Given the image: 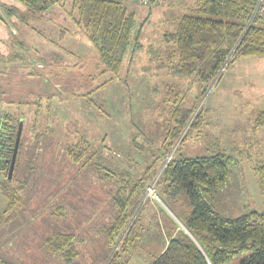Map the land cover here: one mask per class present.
Returning <instances> with one entry per match:
<instances>
[{"label": "trees", "instance_id": "1", "mask_svg": "<svg viewBox=\"0 0 264 264\" xmlns=\"http://www.w3.org/2000/svg\"><path fill=\"white\" fill-rule=\"evenodd\" d=\"M17 1L23 9L3 5V11L7 18L13 22L16 18L26 27L41 22L47 15H57L59 9H67L70 4L69 19L96 49L97 63L102 67L88 76L91 91L72 95L86 98L92 107L104 113L92 94L104 87L105 82L92 89L93 81L109 73L113 75L110 80L119 77L128 54L143 48L140 38L144 26H138L135 12L118 0ZM257 2L195 0L194 7L178 22L176 31L166 35L164 45L145 50L151 71L166 73L174 82L166 93V105L170 108L163 142L158 148L148 144L147 150L135 145L149 157L141 170H133L134 165L130 169L123 167V162L116 161L105 137L97 144L82 136L65 151L69 160L67 177L64 170L55 171L53 165L57 164L44 158L47 148L51 150L54 145L53 137L41 131L39 124L42 114H50L52 102L61 94L49 79H45L49 84L41 87L42 75L34 68L27 75L30 77H21V93L16 91V85L8 82L11 79L3 83V77L0 104L7 109L4 107L0 119V192L8 200V206L0 218V230L15 223L18 217L24 218L21 223L32 224L22 214L23 209L31 195L49 183L55 190L45 198L40 197L41 202H35L31 210L35 220L41 217L47 221L41 241L36 242L37 250L43 255L39 264H130L153 234L164 241L160 245L155 243L161 248H157L150 264H227L245 253L249 256L239 264H264V210L258 211L248 202L243 203L241 194L228 196V190L236 183L244 191L241 179L237 182L233 179L234 167L238 166L236 157L225 151L192 158L177 159L175 153L170 156L181 138L180 145L192 137L198 138L204 131L205 117L202 108L198 109L206 90L192 101L191 88L220 79L226 65L233 67L240 59L264 60V21L254 16ZM0 19L4 21L1 15ZM59 32L62 39L69 33L63 27ZM20 35L16 37L24 45ZM9 49L11 56L8 54L6 62L17 67L12 72L31 68L12 46ZM32 59L34 64L36 60L41 61V67L35 66L37 70H47L46 74H51L67 91L69 83L63 77L69 76L70 71H65V65H61L62 72H57L59 66L55 68L52 62L36 56ZM74 81L77 87L85 85L78 75L70 76L69 82ZM157 90L154 86V91ZM26 117L33 119L30 130L25 127ZM263 124L264 111H260L256 126ZM20 129L19 149L11 172ZM256 170L264 190V167ZM151 186L176 218L161 207L164 217L160 224L154 210L148 218L147 208L152 199L147 194ZM94 187L108 191L109 200L99 201L93 194ZM91 221L97 224L91 227ZM18 229L19 226L7 230L0 239V264H38L16 251L12 254L6 251L16 239ZM87 239L92 244L98 241V245L88 250L89 256L81 252ZM97 247L98 258L94 256Z\"/></svg>", "mask_w": 264, "mask_h": 264}, {"label": "rangeland", "instance_id": "2", "mask_svg": "<svg viewBox=\"0 0 264 264\" xmlns=\"http://www.w3.org/2000/svg\"><path fill=\"white\" fill-rule=\"evenodd\" d=\"M3 5H16L23 9L22 4L17 0H0V15L4 19V21L0 19V81L5 77L3 83L9 82L16 85L18 89L16 91L21 93L19 88L22 83L20 81L21 77H30L27 75L33 73L34 68L39 76L42 75L39 77L44 83L41 87H46L45 84L48 85L49 82L45 79H49L54 83L56 91L61 94L59 99L52 102L53 107L50 110V114L43 113L40 118L39 129L44 132L47 131L46 133H49L48 136L51 135L54 141V147L52 146L51 150L47 148L45 152V161H54L57 164L53 165L54 170L58 173L64 170L65 177H67L69 160L65 156L66 149L75 144L82 136L92 142L95 141L97 144L105 137L107 139L106 142L112 148L113 158L116 161L123 162V167L130 169V166L134 165L133 170L144 169L149 162V157L146 153L137 150L135 145L147 150L148 144L158 148L163 142L165 129L168 124V109L170 108L166 105V93L169 92L170 86L174 82L166 73L159 72L157 74L155 70L151 71L147 64L148 55L145 50L147 51L150 46L154 48L163 46L167 40L166 35L176 31L178 22L194 7L195 0H163L160 3L149 6L127 5L131 11L135 12L138 26H144L140 38L143 48L136 53L128 54L125 66L119 77L110 80L113 75L109 73L110 75L106 74L102 78L97 77L94 79L93 82L95 83L92 89L105 82L104 87L95 90L92 94L96 104L103 108L104 113L94 106L92 107L86 98H77L72 95L73 93L83 95L91 91V82H89L88 76L93 75L97 71L99 72L102 67L97 63L96 49L83 32L69 19L67 11L70 10V4L67 9H59L57 15H47L44 20L39 23H31L29 27L21 25V22L16 18H14V22L7 18L2 8ZM61 27L66 28L69 32L63 39L59 32ZM19 33L21 34V39L24 40V45H20L21 41L16 37ZM9 46H12L13 51L23 57L24 62L30 65L31 68H20L17 72H12L15 66L6 62L7 58L11 56ZM34 56L37 59L42 58L47 62H52L55 68L59 66L57 67V72H62L63 68L61 65H65V71H70L69 76L64 74L63 77L69 83L67 91H64L62 86L53 80L51 74H46L47 70L42 72L35 68V66L41 67L42 64L40 60H36V65L32 63V57ZM253 60L260 70L259 78L262 82H259V78L256 76L258 84L254 83L255 89H253L252 93H259L258 103L264 104V60ZM232 68L226 65L220 79H215L209 85L201 86L200 84H195L191 88L190 98L192 101L197 98L200 92L202 93L204 89L206 90L201 97L198 109L199 111L202 108L201 112L205 117L204 131L198 138L192 137L180 145L181 138L171 150V157H173L174 153V158L177 159L208 156L217 151L231 153V151H227L229 149V139L226 137L227 130L225 131L224 120L229 107H231V100L234 98L240 99L245 92H249L246 89L253 87L250 86L244 89L241 86H237V84L232 87L229 86V84L234 82H229V77L234 75ZM76 75L84 81V86L77 87L75 81L73 83L69 82L70 76L76 77ZM9 79H11V82L8 81ZM154 86L158 89L156 92L154 91ZM4 107L7 109L5 105L0 104V119L4 113ZM22 109L29 110V108ZM26 118L28 120L26 119L25 127L30 130L29 128L33 126V119L32 117ZM220 121L224 124L222 126L223 129L218 126L221 124ZM75 122L77 124H74ZM226 145H228V148ZM237 170L238 166H235L233 178L235 182L238 180L239 173ZM248 182L250 181H246L250 189L251 184ZM55 188L48 183L44 189L37 190L36 195L30 194L31 198L27 200L22 214L27 215L29 217L28 221H32V224H27L26 221L21 223L24 218L18 217L14 220L18 225L12 222L9 227L0 230V239H2L6 232L19 226L18 233L14 235L16 239H14L12 246L6 248L8 253L11 251L10 254H12V251H16L18 255L30 257L38 264L43 261L42 253L37 250V243L41 241L44 233L42 230L46 229L47 221H43L41 217L35 220L31 216V210L35 208H32L35 202H41L39 200L40 197L45 198ZM237 192L239 195L241 194L236 183L233 189L230 188L228 190V196H236ZM93 194L99 198V201L109 200V192L105 189L94 187ZM147 196L152 199V204L147 208L148 218L155 211L156 217L159 219H156L157 223L160 224L161 218L164 217L160 207L176 218L159 198L154 186L148 188ZM247 196V200L250 202L248 199L251 198L250 191ZM94 200L96 201L95 198ZM7 206L8 200L0 192V218ZM44 212H41V214ZM42 216H45V214ZM96 224L97 221L89 223L91 227ZM91 232L94 235L93 230ZM153 235L149 237L150 240L146 242L144 249L132 258L130 264H150L153 255L161 248V246L157 245L162 244L164 241L162 238H157L156 234L155 236ZM85 242L81 246V252L84 255L86 254L85 256H89L88 250L92 246L98 245V241L95 240L92 244L87 239ZM26 243L31 247L25 246ZM16 244L17 246L15 247ZM94 256L99 257L98 247L95 249ZM248 256L249 253H245L227 264H239L242 259ZM22 259L25 258L22 257Z\"/></svg>", "mask_w": 264, "mask_h": 264}, {"label": "crops", "instance_id": "3", "mask_svg": "<svg viewBox=\"0 0 264 264\" xmlns=\"http://www.w3.org/2000/svg\"><path fill=\"white\" fill-rule=\"evenodd\" d=\"M232 71L234 75L229 77V82H234L229 86L237 84L244 89L253 87L246 89L249 92H245L240 99L231 100V107L224 120L226 137L229 139L227 151H231L237 159L238 179H241L244 188V191L242 188L239 189L243 195L241 198L243 203L248 202L247 193L250 191L249 205L262 211L264 210V190L261 188V176L256 169L260 166L264 167V124L257 127L256 118L260 111H264V104L258 103L259 93L258 95L252 93L255 89L254 83L258 84L256 76L259 78L260 70L253 59H240L234 64ZM259 82H262L260 78ZM223 125L221 122L218 126L223 129ZM226 147L228 148V145ZM247 180L250 181L248 182L251 184L250 189L246 183Z\"/></svg>", "mask_w": 264, "mask_h": 264}, {"label": "built area", "instance_id": "4", "mask_svg": "<svg viewBox=\"0 0 264 264\" xmlns=\"http://www.w3.org/2000/svg\"><path fill=\"white\" fill-rule=\"evenodd\" d=\"M118 1H121L127 5L136 4L139 6H149L156 3H160L163 0H118ZM254 16H257L264 21V0H258L255 8Z\"/></svg>", "mask_w": 264, "mask_h": 264}, {"label": "water", "instance_id": "5", "mask_svg": "<svg viewBox=\"0 0 264 264\" xmlns=\"http://www.w3.org/2000/svg\"><path fill=\"white\" fill-rule=\"evenodd\" d=\"M20 138H21V129L19 130L18 137L16 139V143H15V147H14L13 157H12V160H11V172L13 171V168H14V165H15V162H16L17 153H18V149H19Z\"/></svg>", "mask_w": 264, "mask_h": 264}]
</instances>
